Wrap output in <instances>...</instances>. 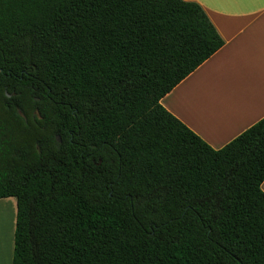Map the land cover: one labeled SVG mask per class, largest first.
<instances>
[{"label": "trees", "instance_id": "1", "mask_svg": "<svg viewBox=\"0 0 264 264\" xmlns=\"http://www.w3.org/2000/svg\"><path fill=\"white\" fill-rule=\"evenodd\" d=\"M223 46L182 0H0L12 264H264V118L213 150L160 105Z\"/></svg>", "mask_w": 264, "mask_h": 264}, {"label": "crops", "instance_id": "2", "mask_svg": "<svg viewBox=\"0 0 264 264\" xmlns=\"http://www.w3.org/2000/svg\"><path fill=\"white\" fill-rule=\"evenodd\" d=\"M182 1L200 6L224 46L160 105L221 150L264 118V0ZM12 254L13 248L9 264Z\"/></svg>", "mask_w": 264, "mask_h": 264}, {"label": "rangeland", "instance_id": "3", "mask_svg": "<svg viewBox=\"0 0 264 264\" xmlns=\"http://www.w3.org/2000/svg\"><path fill=\"white\" fill-rule=\"evenodd\" d=\"M15 215L16 206L14 199L0 201V258H2L0 262L2 264L10 263L14 241ZM4 244L7 250H5Z\"/></svg>", "mask_w": 264, "mask_h": 264}, {"label": "bare ground", "instance_id": "4", "mask_svg": "<svg viewBox=\"0 0 264 264\" xmlns=\"http://www.w3.org/2000/svg\"><path fill=\"white\" fill-rule=\"evenodd\" d=\"M4 234L6 235V233L4 232ZM8 234H9V232H8ZM4 246V248H5V244L3 245ZM5 250H7L6 248H5Z\"/></svg>", "mask_w": 264, "mask_h": 264}]
</instances>
